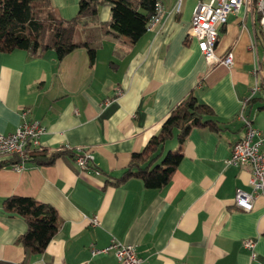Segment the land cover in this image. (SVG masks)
I'll list each match as a JSON object with an SVG mask.
<instances>
[{
	"label": "crops",
	"instance_id": "1",
	"mask_svg": "<svg viewBox=\"0 0 264 264\" xmlns=\"http://www.w3.org/2000/svg\"><path fill=\"white\" fill-rule=\"evenodd\" d=\"M51 1L61 18L77 12L79 0ZM160 1L158 23L131 45L125 38L105 39L92 65L82 47L60 60L53 51L38 57L23 49L0 52V131H12L26 109L28 118L45 127L40 146H81L93 154V168L79 166L68 154L49 165L0 168V203L10 195L31 196L52 205L62 220L44 251L28 264L86 259L122 264L112 252L90 254L91 244L99 248L111 239L133 244L145 264H264V196L256 194L250 210L236 206V189H252L251 167L224 161L244 131L240 110L261 132L264 150V91L247 101L255 79L264 76L262 32L249 8L230 13L218 26L214 51L223 56L230 50L232 63H209L196 40L187 38L196 0H182L180 10L175 0ZM109 15V4H101L98 20ZM254 41L255 50L250 48ZM117 46H127L128 52L112 68ZM191 89L213 109L220 129L197 125L190 130L183 156L161 189L144 187L138 178L106 183ZM176 146L171 140L166 147ZM25 227L21 216L0 208V264H19L23 251L16 238ZM246 239L252 248L245 247Z\"/></svg>",
	"mask_w": 264,
	"mask_h": 264
},
{
	"label": "trees",
	"instance_id": "2",
	"mask_svg": "<svg viewBox=\"0 0 264 264\" xmlns=\"http://www.w3.org/2000/svg\"><path fill=\"white\" fill-rule=\"evenodd\" d=\"M155 2L79 0L75 15L64 19L55 13L51 0H0V52L23 49L29 55L38 57L53 51L60 60L70 51L82 47L92 65L105 39L125 38L130 45L137 41L147 30ZM103 3L109 4L110 15L108 20L100 22L98 7ZM127 52V46L114 47L109 66L115 68L117 60ZM253 99L254 96L247 101ZM197 125H206L212 131L220 129L213 109L200 101L191 89L170 108L157 132L144 147L132 152L120 174L108 175L105 182L119 185L130 178H138L144 187H165L183 156L184 140ZM171 140L177 142L175 149L166 147ZM62 154L73 157L74 151L65 146L53 149L40 146L29 149L26 162L49 165ZM13 161H16L13 157L0 160V168L9 167ZM0 208L8 215L21 216L26 224L25 230L16 238L23 251L19 264H28L34 255L41 254L62 224L52 205L31 196H7L2 199Z\"/></svg>",
	"mask_w": 264,
	"mask_h": 264
},
{
	"label": "built area",
	"instance_id": "3",
	"mask_svg": "<svg viewBox=\"0 0 264 264\" xmlns=\"http://www.w3.org/2000/svg\"><path fill=\"white\" fill-rule=\"evenodd\" d=\"M182 0H175V7L180 10ZM242 6L249 8L254 14V20L262 32L264 43V0H196L190 19V26L187 38H194L198 49L209 63L221 62L226 65L232 63V52L229 50L223 56H217L214 48L219 34L218 26L227 22L228 15L238 11ZM163 5L160 0H156L154 13L152 14L148 26L158 23L161 20ZM147 26V28H148ZM255 41L250 48L255 50ZM253 73L257 75L259 66L256 63ZM264 89L262 75L257 77L250 88V97ZM245 105V103H244ZM244 106L242 105V108ZM28 111H20L21 121L10 132L0 131V160L15 158L16 161L10 163L9 167L21 169L28 159V151L31 148L40 147L39 137L45 132V127L40 120L28 118ZM237 118L242 121L244 131L237 137L230 146V153L224 160L226 164L238 166L248 165L251 167L250 184L251 191L237 188L233 201L234 204L243 210H250L253 206L256 194L264 196V150L261 148L263 136L250 118L242 110L237 114ZM74 151L73 158L81 167L93 168V154L88 148L76 146L70 148ZM93 225L98 224V220L92 218ZM247 248H252L251 239L244 240ZM90 254L112 252L117 261L122 264H145L133 244H124L115 239L103 247H95L92 244L89 248ZM255 254H251L253 257ZM81 264H91L89 259L83 260Z\"/></svg>",
	"mask_w": 264,
	"mask_h": 264
},
{
	"label": "rangeland",
	"instance_id": "4",
	"mask_svg": "<svg viewBox=\"0 0 264 264\" xmlns=\"http://www.w3.org/2000/svg\"><path fill=\"white\" fill-rule=\"evenodd\" d=\"M108 40V39H107Z\"/></svg>",
	"mask_w": 264,
	"mask_h": 264
}]
</instances>
